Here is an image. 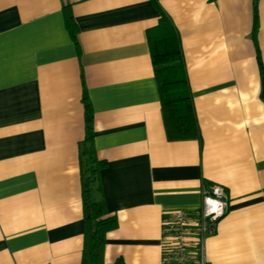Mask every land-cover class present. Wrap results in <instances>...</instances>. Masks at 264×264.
Wrapping results in <instances>:
<instances>
[{"label":"crops","instance_id":"1","mask_svg":"<svg viewBox=\"0 0 264 264\" xmlns=\"http://www.w3.org/2000/svg\"><path fill=\"white\" fill-rule=\"evenodd\" d=\"M258 11L255 41L254 0H0V264H95L84 95L104 163L91 198L118 223L104 264H162L164 222L213 184L230 207L208 264H264V0ZM164 14L200 140L167 135L148 42Z\"/></svg>","mask_w":264,"mask_h":264},{"label":"trees","instance_id":"2","mask_svg":"<svg viewBox=\"0 0 264 264\" xmlns=\"http://www.w3.org/2000/svg\"><path fill=\"white\" fill-rule=\"evenodd\" d=\"M258 4L259 0H254L255 41L259 28ZM64 15L66 26L72 38L76 40L78 29L71 9L65 8ZM148 42L168 138L200 140L201 133L183 59L180 34L168 15L164 14L158 27L148 32ZM83 102L86 117V138L81 149L84 210L86 218L94 222V263L104 264L106 235L114 230L118 223L102 201L95 202L91 198L92 185L104 163L99 162L94 153L93 110L87 95H84ZM85 260L84 256V263ZM115 264L125 263L117 260Z\"/></svg>","mask_w":264,"mask_h":264},{"label":"built area","instance_id":"3","mask_svg":"<svg viewBox=\"0 0 264 264\" xmlns=\"http://www.w3.org/2000/svg\"><path fill=\"white\" fill-rule=\"evenodd\" d=\"M226 189L213 184L204 191L201 208L195 212L175 210L164 222L162 264H208L205 242L229 211Z\"/></svg>","mask_w":264,"mask_h":264},{"label":"water","instance_id":"4","mask_svg":"<svg viewBox=\"0 0 264 264\" xmlns=\"http://www.w3.org/2000/svg\"><path fill=\"white\" fill-rule=\"evenodd\" d=\"M262 86H263L262 98L264 99V77L262 78Z\"/></svg>","mask_w":264,"mask_h":264}]
</instances>
